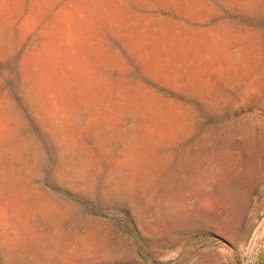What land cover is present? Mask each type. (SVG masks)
I'll list each match as a JSON object with an SVG mask.
<instances>
[{"label": "rangeland", "instance_id": "1", "mask_svg": "<svg viewBox=\"0 0 264 264\" xmlns=\"http://www.w3.org/2000/svg\"><path fill=\"white\" fill-rule=\"evenodd\" d=\"M0 264H264V0H0Z\"/></svg>", "mask_w": 264, "mask_h": 264}]
</instances>
